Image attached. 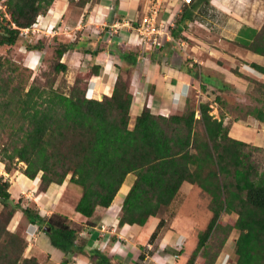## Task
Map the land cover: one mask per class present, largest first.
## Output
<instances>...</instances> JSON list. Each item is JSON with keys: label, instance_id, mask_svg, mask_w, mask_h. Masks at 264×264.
<instances>
[{"label": "trees", "instance_id": "trees-1", "mask_svg": "<svg viewBox=\"0 0 264 264\" xmlns=\"http://www.w3.org/2000/svg\"><path fill=\"white\" fill-rule=\"evenodd\" d=\"M84 9L99 0H68ZM0 48L14 47L23 36V30L36 25L37 19L55 9L57 0H0ZM184 19L176 21L183 23ZM98 42L96 50L85 44L61 42L55 49L57 62L52 73L34 77L30 82L19 66L0 54V162L10 174L23 165L20 173L29 180L40 175L38 192L44 194L51 185L61 186L66 180L79 194L75 212L91 218L97 208L107 209L129 175L133 182L121 205L119 227H143L151 217L169 207L181 185L187 182L209 198L210 220L186 264H215L220 249L233 230L235 264H264V168L252 162L251 146L229 136L230 125L224 123L226 102L215 98L218 118L212 112V103L186 98L185 111L168 117L155 115L144 107L136 116L132 128L130 108L131 70L139 53L123 51L128 62L118 75L111 96L91 99L87 96L88 81L98 74L99 67L77 76L68 89L55 86L57 75L67 71L60 62L69 51L90 55L91 62L98 53L106 51ZM247 51L264 57V25L250 41L243 45ZM30 52H42L44 43L26 44ZM187 60L180 62L187 74L201 83L213 85L217 91L230 85L212 83L196 64L189 68ZM264 75V67L250 64ZM232 72L241 77L236 70ZM255 98L259 106L245 111L243 118H252L264 124V83L256 81ZM195 91V90H192ZM191 91V92H192ZM190 92V93H191ZM226 92V91H225ZM190 95V94H189ZM242 111V110H241ZM199 113V119L195 113ZM241 120L235 118L233 123ZM257 150V148L254 147ZM10 183L0 176V264H41L34 257H25L27 241L24 234L9 229L14 215L21 213L29 224L44 232L51 245L65 255L83 250L79 242V228L61 216L44 218L32 206L23 207L21 199L14 201L9 192ZM223 214H235L236 220L223 223ZM159 219L149 237L153 243L165 227ZM222 235L218 251L210 254L208 240ZM97 258L99 252L92 251ZM109 264L104 260V264Z\"/></svg>", "mask_w": 264, "mask_h": 264}, {"label": "crops", "instance_id": "crops-1", "mask_svg": "<svg viewBox=\"0 0 264 264\" xmlns=\"http://www.w3.org/2000/svg\"><path fill=\"white\" fill-rule=\"evenodd\" d=\"M147 4L148 0H99L98 3L89 4L85 8L73 27L76 32H81V35H78V45L83 43L85 48L92 50H96L98 42L106 45V51L98 53L93 62L88 54L72 52V55H76L73 61L77 59L74 71L82 72V67H99L98 74L92 75L88 81L87 96L91 99L99 100L103 96H111L118 75L129 66L120 55L123 51L139 53L136 65L129 67L130 93L133 96L130 128L144 107L151 113L164 117L183 113L186 98L192 90L198 94L197 100L212 103L211 114L218 118V107L214 101L226 90L220 92L213 85L202 83L206 91L201 92V83L187 74L185 68L180 67L183 58L177 50L181 46L194 53V56H188L191 59L189 68L192 63L196 64L198 70L218 86L223 81L239 92V88L246 89L244 76L257 82L264 79V75L250 67L252 63L264 67V57L247 51L243 46L264 25V0H193L190 5L182 8L175 0H170L163 7L159 22L166 26L167 22L173 20V27L168 29V36L162 37L160 48L139 42L136 32ZM63 7L50 10L47 15L40 17L41 25L54 30L56 22L67 10L63 13ZM181 17L184 22L177 24L176 21H180ZM61 24L68 28L72 26V22L68 21ZM70 29V32H64L65 36H73L72 28ZM188 40L195 43H189ZM202 51H206L208 57L200 58L198 55H202ZM38 55L28 57V64L36 66ZM237 63L240 64L239 67ZM232 70H236L241 77L235 75ZM195 118L199 119L198 112L195 113ZM248 122L257 123L252 118H249ZM233 124L234 127L239 126L232 123L231 128ZM258 124L259 122L257 128ZM229 136L242 141L231 133ZM258 140L254 139V144ZM262 142L264 143V140ZM0 176L10 183V189H14V194L11 193L14 201L21 198L33 201L25 206L22 204L23 207H34L40 216L47 219L55 215L61 216L70 222L71 227L79 228L80 241L77 245L83 250L65 255L51 245L43 229L29 224L25 217L17 212L9 229L14 231L24 222L23 232L27 241L24 256L34 257L41 264H104V260L109 264H186L195 249L196 245L190 244V240H184L180 236L183 234L174 229L175 215L171 218V224L165 220L169 228L165 226L153 243L148 240L159 217L149 218L143 227H119L120 209L133 182L129 180L132 175L126 178L111 206L107 209L97 208L89 219L75 212L79 194L74 187L68 185L67 180L61 186L51 185L44 194H40V175L34 180H29L21 173L7 174L0 162ZM194 187L184 182L174 201L178 197L186 196ZM92 251L99 252L104 260L97 258ZM222 253L217 260L218 264H228L227 256L223 257Z\"/></svg>", "mask_w": 264, "mask_h": 264}, {"label": "rangeland", "instance_id": "rangeland-1", "mask_svg": "<svg viewBox=\"0 0 264 264\" xmlns=\"http://www.w3.org/2000/svg\"><path fill=\"white\" fill-rule=\"evenodd\" d=\"M93 4L94 3H90V5ZM88 5L89 4H87L85 8ZM62 6H64L63 13L65 12V9L67 10L65 14L62 16V18L56 22L55 24L56 27H54V30L52 29L50 30L48 27H44L43 25H41V18H39L37 19L36 25L31 27L28 33L21 36L19 42L14 47L0 48V54H2L8 60L14 62L17 66H19L20 71L23 70L25 77H29L30 82L33 80L34 77L39 78L44 73H52L53 66L57 62V59L55 57V49L59 43L71 42L74 40H76L74 43H77L78 37L81 35V32L80 33L76 32L75 30H73V27L74 25H76L77 19L81 17V15L84 13L85 8L81 9L77 7L75 4L70 5L68 0H57V5L55 9H53V11L56 10V8H60ZM0 10L2 12L4 11V8L1 7V3H0ZM47 13L45 15H47ZM65 21L72 22L71 24L72 26H70V28H72V35H73L72 37L65 36L64 34V32L71 31V29L68 28V26L61 24L63 22L65 23ZM38 41L44 43V50L42 52L33 53L25 49L26 44L34 45ZM188 42L189 43L192 42L193 44L195 43L192 40H188ZM72 52L73 51H69L65 53L61 58L60 62L66 64L67 71L65 73H60L59 75H57L55 80L56 81L55 86L62 85L63 87H66L65 89H68V87L71 86V84L73 83V81L77 76L86 75L91 70L92 66L88 68L85 67L80 68L82 72L81 71L78 72L77 70L74 71L73 69L76 68L75 64H77L76 62L77 59L75 62L73 61L74 56L76 55H72ZM177 52L182 56L183 60H187L188 62L191 63V59L188 56H194L193 55L194 53L189 51L187 47L181 46L180 49L177 50ZM33 54H39L38 57L36 58L38 59V63L36 66H31L27 62L28 57L32 56ZM198 56H200V58L208 57L206 51H202V55H198ZM239 63H237L238 66L235 65V67L236 66L239 67L240 66ZM195 69L196 71H198V68ZM243 79L245 80L246 83V89L239 88V92H238V90L229 87V89L226 90V92H224V94L221 95V97L226 102V110H227L224 123L227 124L228 126L230 125L229 127L231 128L233 120L235 118L241 119L238 122H236L239 126L234 127L233 124V128H231L232 132L230 133L232 136L238 137L240 140L251 146L250 148H247L246 151L251 152L252 162L256 165H259V168L261 169L264 168V143L262 142L264 140V124L259 122L258 124L259 128H257L256 125L258 121H256L257 123L254 122L253 124H251L248 122L249 117L243 118V116L245 111L248 110V108L261 105L260 103H257L255 101V98L262 97V95L257 93V85L255 80L246 76H244ZM260 82H264V79H261ZM222 83L226 84L223 81ZM197 95L198 94L195 91H192L190 93L188 98L190 103L193 104V102L196 101ZM263 105H264V100H263ZM254 139H259L258 141H256L258 144L257 143L254 144ZM2 143L0 142V148L2 147L1 146ZM259 144L260 145L263 144V145L258 146ZM254 147L257 148V150L254 149ZM21 168H23V165L19 164L17 166V169L19 170L17 171L12 170L11 173H20ZM133 179H134L133 176L129 178L130 181H133ZM127 185L128 182H126V186ZM9 192L10 195L11 193L14 194V189L9 188ZM209 201L210 198L205 193H203L199 188L194 187V189L191 192H189L186 196L178 197L176 201H174V203H172L169 207L163 209L159 213L158 217L159 219L167 220V223L171 224L172 221L171 218L175 215V220H173L175 221L174 229H176L177 231L183 234L180 236L184 238V240L185 239L188 241L190 240V244L196 245L198 240L197 235L204 231L211 217V213L208 210ZM21 202L25 206L27 205V203L29 204L30 202L33 201L29 202V200H22L21 198ZM236 217L237 216L235 214H231V215L223 214L220 219L223 223H227V222L235 221ZM165 226L166 228H169L167 224H165ZM11 227H12V220L9 224V228ZM23 230H24V222H21L17 227V229H15L14 231H18L24 234ZM237 236H238V232L236 230H233L230 233L229 238L225 242L224 246H222V248L220 249L215 264H218L217 260L219 256H221L222 251H223L222 253L223 257L227 256L228 264H235L236 257L234 254V241L237 238ZM220 238H222L221 234L219 235L214 234L208 240L210 254L216 253L218 251ZM185 249H187V247H185ZM200 261H201V256L199 255L197 257L196 263L200 264L198 263Z\"/></svg>", "mask_w": 264, "mask_h": 264}, {"label": "built area", "instance_id": "built-area-1", "mask_svg": "<svg viewBox=\"0 0 264 264\" xmlns=\"http://www.w3.org/2000/svg\"><path fill=\"white\" fill-rule=\"evenodd\" d=\"M170 0H148L146 11L139 21L136 28L139 42L149 45L150 47H161L162 37L168 36V29L173 27V20L166 23V26L159 22L160 14L163 7ZM180 8L190 5L193 0H175ZM29 30H23L25 35Z\"/></svg>", "mask_w": 264, "mask_h": 264}, {"label": "water", "instance_id": "water-1", "mask_svg": "<svg viewBox=\"0 0 264 264\" xmlns=\"http://www.w3.org/2000/svg\"><path fill=\"white\" fill-rule=\"evenodd\" d=\"M50 229L48 227H43L44 232H48Z\"/></svg>", "mask_w": 264, "mask_h": 264}, {"label": "clouds", "instance_id": "clouds-1", "mask_svg": "<svg viewBox=\"0 0 264 264\" xmlns=\"http://www.w3.org/2000/svg\"><path fill=\"white\" fill-rule=\"evenodd\" d=\"M162 40V39H161ZM160 48V47H159Z\"/></svg>", "mask_w": 264, "mask_h": 264}]
</instances>
